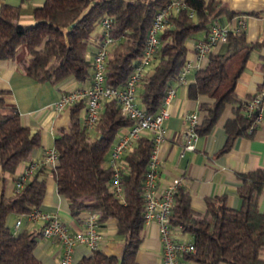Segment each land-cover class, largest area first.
<instances>
[{
  "label": "trees",
  "instance_id": "obj_1",
  "mask_svg": "<svg viewBox=\"0 0 264 264\" xmlns=\"http://www.w3.org/2000/svg\"><path fill=\"white\" fill-rule=\"evenodd\" d=\"M168 0H42L29 9L32 21H19L20 7L0 3V59L12 57L21 43L28 56L20 60L22 71L37 81L59 84L67 78L89 79L90 31L102 15L112 19L105 63V79L120 86L141 54L146 30L154 12ZM186 6L170 16V25L159 33V45L149 72L137 82L135 96L148 112L162 103L166 87L175 80L187 54V38L205 33L212 21L230 19L243 12L223 0H184ZM188 7L193 9L187 13ZM200 35L199 37H201ZM97 41V36L95 39ZM264 47V37L247 39L242 30L229 29L216 50L208 51L202 65L191 71L186 83L190 98L204 96L198 102L200 117L195 124L198 134L206 133L219 118L224 106L231 104L230 116L223 122L225 138L218 152L229 148L237 135L249 134L250 117L243 113L242 98L235 93L237 76L249 53ZM258 68L263 73L264 53L258 54ZM262 88V87H261ZM247 93L245 96H249ZM67 127H59L53 137L57 151L56 164L49 171L55 190L65 197L71 214L79 210L95 211L99 225L109 217L115 219L116 233L121 237L119 257L100 247L81 255L76 264H135V251L143 227L142 180L152 146L151 137L142 133L122 155L121 192L109 189L110 167L106 164L109 147L118 129L131 123L120 114L113 97L104 99L92 129L86 131L80 122L84 102L68 104ZM39 129L31 130L21 122L19 112L0 95V264H44L34 253L39 231L26 227L13 230L6 223L10 212L28 210L41 202L45 179L37 167L19 190L6 195L3 172L30 157L40 146ZM235 190L240 202L228 205L225 194L204 197V208L190 205L187 190L180 186L173 193L168 214L171 225L179 224L188 233L193 251L182 253L184 260L196 264H264V207L258 208V197L264 183V168L256 167L238 173Z\"/></svg>",
  "mask_w": 264,
  "mask_h": 264
},
{
  "label": "crops",
  "instance_id": "obj_2",
  "mask_svg": "<svg viewBox=\"0 0 264 264\" xmlns=\"http://www.w3.org/2000/svg\"><path fill=\"white\" fill-rule=\"evenodd\" d=\"M41 1L0 0V3L18 4L20 7L19 19L27 21L31 19L30 7L41 3ZM223 1L229 7L243 11L238 14H243L242 31L247 39L264 37V0ZM238 14L233 15L230 19L222 17L220 20L222 22L233 21ZM99 29L91 34L89 51L95 48L96 40L94 39L98 35ZM200 35L203 34L198 33L185 41L187 46L186 56L189 58L194 56L191 42L199 38ZM218 47L219 42L211 48L216 50ZM27 51L26 45L21 43L17 46L12 57L0 59V95L6 103L16 107L22 123L28 125L31 130L39 129L41 137L40 146L32 150L30 157L19 162L15 166L14 171L23 162L39 158L45 147L53 146V137L57 129L59 127H67L69 118L68 107L54 112L46 108L45 105L55 99L62 89L84 86L88 83V79L77 81L67 78L59 84L32 79L22 71L20 66V60L28 56ZM259 53H264V47L253 49L249 53L243 69L237 76L234 90L240 98L245 97L247 93L255 91L263 81V73L257 66ZM191 71L186 76V83L192 77ZM186 83H177L175 80L171 83L173 92L165 103L169 113L163 120L166 133L165 137L158 143L156 150L159 160L156 182L158 184H166L173 178L179 177V186L187 190L190 205L196 210L204 208L205 196L221 193L225 194V200L228 205L236 207L240 202L235 190L239 183L238 173L256 167L264 168V114L249 134L235 136L228 149L218 152L225 138L223 122L231 114V104L227 103L209 131L202 134L196 132L193 148L181 151V143L186 127L184 112L195 111L199 119L198 102L205 98L202 95L196 98L188 97L186 95ZM261 87H264V84L259 88ZM14 171L3 172L4 182L2 186L6 195L14 191L12 184ZM38 176L45 179V191L39 207L56 211L58 218L69 229L76 230L80 228L82 226L81 219L86 210H79L76 214H71L65 197L55 190L51 172L47 168L40 169L38 170ZM257 203L259 209L264 207V183ZM10 213H13L12 218ZM10 213L6 216V223L12 229L17 213ZM39 224L38 221L30 224L22 223L18 229L26 227L35 232L38 231ZM99 229L101 231V239L98 247L106 253L119 257L121 253V237L116 233L115 219L112 217L107 218L102 225H99ZM172 234L191 238L188 233H181L175 227L172 228ZM115 235L119 236L120 243L116 241ZM59 249V244L55 240L42 237L39 234L34 253L44 264H56ZM88 251L89 249L83 243H76L72 253V264H76V260L81 255L88 253ZM134 259L135 264H162L161 242L159 240L158 226L154 220H148L143 223L141 238L135 251ZM187 263L196 264L189 260ZM216 264L229 263L219 261Z\"/></svg>",
  "mask_w": 264,
  "mask_h": 264
},
{
  "label": "built area",
  "instance_id": "obj_3",
  "mask_svg": "<svg viewBox=\"0 0 264 264\" xmlns=\"http://www.w3.org/2000/svg\"><path fill=\"white\" fill-rule=\"evenodd\" d=\"M184 0H168L153 14L144 38L140 56L127 75L125 82L120 86H114L105 79V63L107 49L112 37L109 33L111 17L102 15L98 20L100 27L95 48L89 54L91 62V74L88 83L84 86H73L62 89L59 95L48 102L45 107L56 112L79 99L84 102V109L80 115L82 127L88 131L93 128L99 110L104 99L113 97L118 104L120 114L131 118V123L118 129L115 139L109 147L106 164L110 167L111 176L109 189L114 194H120V172L124 167L122 155L139 134L146 133L152 139V146L146 162L143 174V222L154 220L159 231L161 242L162 264H188L182 258V253L193 251L194 245L191 238L175 236L172 228L179 229V224L171 225L168 222V214L173 200V193L180 183V178L175 177L166 184H158L156 176L159 170V160L156 153L158 143L165 137L166 129L163 120L168 116L165 103L173 92V86L168 85L163 95L162 103L154 112L146 111L142 105L135 101V89L139 79L151 69L155 53L159 45V33L167 25H170V16L177 10L185 7ZM193 9L188 7L187 13ZM243 25V14H238L233 21H212L205 33L192 40L191 47L193 58L185 57L179 68L175 81L186 83L187 74L202 64L211 47L222 41L229 29L240 31ZM243 113L250 117L249 127L254 125L264 114V87L256 89L249 96L242 98ZM186 127L181 143L183 149H192L196 138L195 124L198 115L195 111L184 112ZM57 160V151L54 146L45 147L37 159L23 162L12 175L14 191L20 189L25 179L30 176L40 165L48 170L54 167ZM82 226L71 230L59 218L56 211L47 210L38 205H31L26 211L16 214L13 221V230H17L22 223L30 224L38 221L39 234L48 237L59 244V256L56 264H72V253L76 243H83L89 250L98 247L101 239V231L95 211L86 210L82 216Z\"/></svg>",
  "mask_w": 264,
  "mask_h": 264
},
{
  "label": "rangeland",
  "instance_id": "obj_4",
  "mask_svg": "<svg viewBox=\"0 0 264 264\" xmlns=\"http://www.w3.org/2000/svg\"><path fill=\"white\" fill-rule=\"evenodd\" d=\"M19 21H21V22H30V21H32V18H31L30 20H27V21H22V20L19 19ZM98 29H99V25L96 24V25L92 28V30L90 31V34H93L95 31H98ZM135 101H136V103L139 104L137 96H135ZM93 133H94V131H93V130H90V135H91V136L93 135ZM10 214H11V218H12V217H13V213H10ZM6 222H7V220H6ZM10 227H11V226H10ZM115 238H116V241H118V243H120V238H119V236H118V235H115Z\"/></svg>",
  "mask_w": 264,
  "mask_h": 264
}]
</instances>
